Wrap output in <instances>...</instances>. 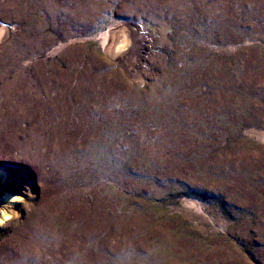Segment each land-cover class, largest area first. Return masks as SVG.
Instances as JSON below:
<instances>
[{
    "label": "rangeland",
    "instance_id": "1",
    "mask_svg": "<svg viewBox=\"0 0 264 264\" xmlns=\"http://www.w3.org/2000/svg\"><path fill=\"white\" fill-rule=\"evenodd\" d=\"M0 32V264H264V0H0Z\"/></svg>",
    "mask_w": 264,
    "mask_h": 264
},
{
    "label": "clouds",
    "instance_id": "2",
    "mask_svg": "<svg viewBox=\"0 0 264 264\" xmlns=\"http://www.w3.org/2000/svg\"><path fill=\"white\" fill-rule=\"evenodd\" d=\"M26 194L31 195V193ZM15 203L24 205L25 208L28 207L24 195L12 196L8 203L0 207V228L6 227L9 222L13 220H18L20 218L19 211L15 210L13 207V204Z\"/></svg>",
    "mask_w": 264,
    "mask_h": 264
},
{
    "label": "bare ground",
    "instance_id": "3",
    "mask_svg": "<svg viewBox=\"0 0 264 264\" xmlns=\"http://www.w3.org/2000/svg\"><path fill=\"white\" fill-rule=\"evenodd\" d=\"M2 29V28H1ZM4 29V28H3ZM1 33V32H0ZM4 33V32H3ZM4 36V35H3ZM2 37H0L1 39ZM113 38V37H112ZM114 39H115V45L112 48L113 52H119V51H124L127 48V43H128V38H127V32L125 30H118L116 33H114ZM113 40V39H112ZM134 53V52H133ZM127 63V62H126ZM0 178L2 180L5 179V173L0 172ZM12 195L11 194H6L3 197V202L4 204L8 203L11 199ZM3 204V203H2ZM16 204V203H15ZM15 204H13V207L15 206Z\"/></svg>",
    "mask_w": 264,
    "mask_h": 264
}]
</instances>
